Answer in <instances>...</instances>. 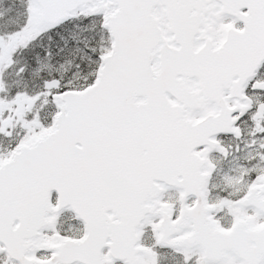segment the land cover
Returning a JSON list of instances; mask_svg holds the SVG:
<instances>
[{
    "label": "snow or ice",
    "instance_id": "1",
    "mask_svg": "<svg viewBox=\"0 0 264 264\" xmlns=\"http://www.w3.org/2000/svg\"><path fill=\"white\" fill-rule=\"evenodd\" d=\"M0 264H264V0H0Z\"/></svg>",
    "mask_w": 264,
    "mask_h": 264
}]
</instances>
